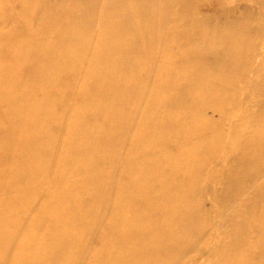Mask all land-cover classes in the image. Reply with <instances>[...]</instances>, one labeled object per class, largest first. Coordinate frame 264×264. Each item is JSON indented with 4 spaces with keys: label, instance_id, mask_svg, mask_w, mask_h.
Returning <instances> with one entry per match:
<instances>
[{
    "label": "bare ground",
    "instance_id": "obj_1",
    "mask_svg": "<svg viewBox=\"0 0 264 264\" xmlns=\"http://www.w3.org/2000/svg\"><path fill=\"white\" fill-rule=\"evenodd\" d=\"M189 1L0 0V264H175L213 183L209 262L264 264V0Z\"/></svg>",
    "mask_w": 264,
    "mask_h": 264
},
{
    "label": "rangeland",
    "instance_id": "obj_2",
    "mask_svg": "<svg viewBox=\"0 0 264 264\" xmlns=\"http://www.w3.org/2000/svg\"><path fill=\"white\" fill-rule=\"evenodd\" d=\"M212 1H215V0H190L187 4V8L190 9V11L192 12V17L191 19H197L198 21L202 22L203 20H205L208 16L212 17V16H215L216 13L214 11H207V10H204L206 7L209 8L211 6V2ZM216 1H219V0H216ZM221 1V0H220ZM222 2H224V5L226 6V8L228 7H233L235 5H250L251 1L250 0H222ZM260 16V15H259ZM261 17V16H260ZM263 29H264V24H263ZM262 42V38L261 37H258L257 38V44L258 42ZM259 45V44H258ZM175 52L177 54H180L181 53V49H177L175 50ZM195 54V51L191 52V55L192 54ZM197 59V57H196ZM195 59V60H196ZM260 59V58H259ZM193 60V61H195ZM255 64L256 61H254ZM202 63L206 66V68H208V71H210V74L212 75H216V73L214 71H212L211 69H213V64H214V61L212 60V57L210 54H208L206 52V54H204L202 56ZM261 66H262V71L260 72L262 75L264 74V58L261 60L260 62ZM70 75L71 73L69 71H64L62 72L61 74H59V77L57 79V84L59 86H61L62 88H64V98H66V101H68L67 104H69L70 106L72 104H75L76 103V98H77V94H78V91H79V86H80V81H76V82H73L71 85L68 83V80H70ZM245 77H236L235 80L237 81L238 84H240V87L243 88L247 85H253V81H251L250 79L248 78H245ZM81 82L83 83V81L81 80ZM66 86H69L68 88L65 87ZM244 89V92L242 94V96H246V98H243L242 99V102L243 104L244 103H247L248 101H250V99L252 98L251 95H259V96H262L264 98V83L262 85H259L258 84V88H254L253 90H251V88L249 90H247L246 88H243ZM69 91V92H68ZM70 93V96H68V94ZM264 109V107H263ZM57 113H60L61 112V108H57ZM244 110H242L239 115L240 116H243L244 118ZM214 120V121H213ZM212 121L214 123H218V122H221V123H224L225 125V129L222 131V133L225 134V136L223 137H231V135H234V134H238L239 132H241L242 130L244 131H248L249 134H251L254 130V128H252L253 124L250 125V123H244L243 121H238L237 124L234 123V121L232 120H223V116L220 115L219 117L218 116H215L214 119ZM99 120H95L94 121V124H97ZM260 149H263L262 147H260ZM261 150V151H263ZM94 158L95 159H98L99 158V154L95 153L94 154ZM225 158L223 155L220 156V158ZM227 162H225V159L221 160V161H218L216 160V162H214L212 164V167L216 170H218V166L220 165H224L226 166ZM120 179V178H119ZM221 185V184H220ZM209 186V185H208ZM214 183L213 185H211V190H210V194H202L201 195V200H203V206L205 208V213H204V221H206V224L204 225H199L200 229H198V234L197 236L195 237V239L193 240H188V241H184L183 243V246H182V250H183V254L181 256H178L176 258V261H175V264H212L214 263L215 259H211V261L209 262V252L211 251V249H213V244L217 243L216 242V239L217 237L216 234L213 235V228L217 227L218 228V231H217V234H221V233H224L226 232L227 228H226V225L224 224V213H218L219 211V204L214 202L216 201L217 199V193L215 191V187H214ZM218 187H219V184H218ZM214 189V191L212 190ZM244 190V189H243ZM42 195H41V193ZM40 193L39 196L40 198H36L35 200V204L33 206V208L30 210V214L33 213L36 209L40 208L38 202L40 204H42V202L44 201V197L46 193V190L43 189L40 190ZM37 193V195H38ZM244 193V192H243ZM249 193V190H247L243 196L247 197V195ZM196 192H195V196H196ZM211 195V196H210ZM212 195H215L214 198H212ZM44 196V197H43ZM42 198V199H41ZM203 198V199H202ZM38 200V201H37ZM37 201V202H36ZM42 201V202H41ZM37 203V204H36ZM209 225V226H208ZM208 226V227H207ZM25 227V226H23ZM211 229V230H210ZM212 231V233H211ZM209 237V241L208 243H206V238ZM218 241V240H217ZM95 245V244H94ZM98 245L96 244L94 246V248H96ZM212 262V263H211Z\"/></svg>",
    "mask_w": 264,
    "mask_h": 264
}]
</instances>
